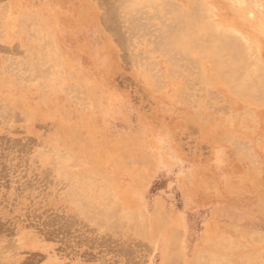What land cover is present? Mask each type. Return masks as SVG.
I'll return each mask as SVG.
<instances>
[{
	"label": "rangeland",
	"instance_id": "rangeland-1",
	"mask_svg": "<svg viewBox=\"0 0 264 264\" xmlns=\"http://www.w3.org/2000/svg\"><path fill=\"white\" fill-rule=\"evenodd\" d=\"M124 1L0 0V264H264L261 78Z\"/></svg>",
	"mask_w": 264,
	"mask_h": 264
},
{
	"label": "bare ground",
	"instance_id": "bare-ground-1",
	"mask_svg": "<svg viewBox=\"0 0 264 264\" xmlns=\"http://www.w3.org/2000/svg\"><path fill=\"white\" fill-rule=\"evenodd\" d=\"M103 1V0H102ZM111 1V0H110ZM119 1V0H118ZM126 1V0H125ZM124 1V2H125ZM138 1V0H137ZM144 1V0H143ZM147 1V0H146ZM155 1V0H154ZM159 1V0H158ZM165 0H161L159 2H163L164 3ZM168 2V8L169 10L172 12L173 9H174V12H183V13H186L187 16H188V19H185V14H184V19L186 20V23H188V30H189V36L191 37L192 35V39L194 38L195 40L197 39V42L200 40L201 42L207 44L208 46H213V48L215 47L216 49L214 51H216L215 53H218L219 55V52H217L218 50H225L226 51V54H228L227 56H231L233 57L234 59L236 57L240 58L238 61H239V65L241 66L242 64V61L244 63L245 61V65H248L244 67V65L242 64L243 68L248 70L249 72L251 71V78H255L254 76H256V80H253L252 82H256L258 80H260L259 78H261L262 80V85L264 84V0H235L234 2H236V7L234 6H231L232 7V10L234 11V14L237 15V17H233V21L232 22H229L226 20V18H220L217 14V10L218 9H224L225 10V14H229L228 11H229V8L228 6H225V4H221V5H216V0H166V2ZM99 2V1H98ZM101 2V1H100ZM135 2V1H134ZM149 2V1H148ZM233 2V1H232ZM121 3V2H120ZM126 3V2H125ZM140 3V2H139ZM100 4V3H98ZM128 4V3H127ZM130 4V3H129ZM133 4V3H132ZM130 4V5H132ZM115 5V3H114ZM125 5V4H124ZM147 5H151V4H148ZM156 5V4H155ZM158 5V4H157ZM166 5V3L164 4ZM229 5V4H228ZM100 6V5H99ZM105 6V5H104ZM109 6V5H108ZM107 6V7H108ZM140 6V5H139ZM146 6V5H143V7ZM161 6V5H160ZM159 6V7H160ZM103 7V6H102ZM126 7V5L124 6ZM130 8V6H127ZM155 7V6H154ZM115 8V7H114ZM120 8V7H119ZM123 8V6H122ZM135 8V7H134ZM145 8V7H144ZM171 8V9H170ZM173 8V9H172ZM105 9V8H104ZM118 9V8H117ZM163 9V8H162ZM161 9V10H162ZM108 10V9H106ZM112 10V9H111ZM133 10V9H132ZM153 10V9H152ZM155 10V8H154ZM176 10V11H175ZM135 11V9H134ZM166 11V8L165 10ZM216 12L217 14L215 13H211V15L209 14H206V12ZM117 12V11H116ZM127 12V11H126ZM129 12V11H128ZM127 12V13H128ZM132 12V11H131ZM148 12V11H147ZM161 12V11H160ZM170 12V13H171ZM106 13H108L106 11ZM164 13V12H163ZM162 13V14H163ZM165 13H169V12H165ZM164 13V14H165ZM173 13V12H172ZM182 13V14H183ZM147 14V13H146ZM153 14V13H151ZM163 14V15H164ZM180 14V13H178ZM161 16V14H159ZM171 14H169L170 16ZM181 15V14H180ZM121 16V15H120ZM147 16V15H146ZM186 16V17H187ZM162 17V16H161ZM172 17V16H171ZM175 17H179V16H176V13L174 14V19H176ZM182 17V15H181ZM106 18V17H105ZM104 18V19H105ZM134 18V17H133ZM148 18V17H146ZM156 18V17H155ZM163 18V17H162ZM167 18V17H166ZM161 19V18H160ZM120 20V19H119ZM158 20V19H157ZM164 20H166L164 18ZM168 20V19H167ZM171 20V19H169ZM173 20V19H172ZM177 20V19H176ZM175 21V20H174ZM180 21V20H179ZM120 22V21H119ZM151 22V21H150ZM161 22V20H160ZM181 23V21H180ZM185 23V22H184ZM182 22V24L184 25V29L183 27L182 30H185L186 28V25ZM106 24V23H105ZM152 24V23H151ZM162 24V23H161ZM159 24V25H161ZM168 24V23H167ZM176 24L178 25V23L175 21L173 25L176 26ZM154 25V24H153ZM172 25V24H170ZM172 25V27H173ZM181 26V25H180ZM128 27V26H127ZM161 27V26H160ZM170 27V26H169ZM178 27V26H177ZM120 28V27H119ZM166 28V27H165ZM171 28V27H170ZM180 28V30H181ZM111 29V28H110ZM118 29V28H117ZM138 29V28H137ZM160 29V28H159ZM164 29V28H163ZM162 29V30H163ZM173 29V28H172ZM170 29V31L172 30ZM158 30V29H157ZM168 30V29H167ZM179 30V31H180ZM187 30V29H186ZM202 30V32H201ZM111 31V30H110ZM151 31V30H150ZM156 31V30H155ZM170 31H167L169 32V35H170ZM178 31V32H179ZM198 31H200L201 33H199ZM112 32V31H111ZM119 32V31H118ZM173 32V31H172ZM176 32V31H175ZM165 33H166V30H165ZM174 33V32H173ZM171 33V34H173ZM184 35L186 36V33L187 31L185 32L184 31ZM177 34V33H176ZM175 34V35H176ZM183 34V32H182ZM191 34V35H190ZM155 35V34H154ZM153 35V36H154ZM159 35V34H158ZM174 35V34H173ZM174 35V36H175ZM120 36V35H119ZM118 36V37H119ZM162 36V35H161ZM173 36V38H175ZM181 36V34H180ZM157 37V36H156ZM167 36H165L166 38ZM130 38V37H129ZM154 38V37H153ZM167 38H172L171 36L170 37H167ZM166 38V40H167ZM179 38V37H178ZM177 38V39H178ZM163 39V38H162ZM117 39H115L116 41ZM120 40V39H119ZM157 40V39H156ZM161 40V39H159ZM164 40V39H163ZM165 40V42H166ZM176 40V39H174ZM153 41V40H152ZM173 41V40H172ZM185 41V40H184ZM187 41V40H186ZM189 41V40H188ZM191 41V40H190ZM171 41H168V43H170ZM183 42V41H182ZM193 42V40H192ZM191 42V43H192ZM119 43V41H118ZM175 43V41H174ZM164 44V42H163ZM167 44V43H166ZM173 44V43H171ZM176 44V43H175ZM187 44V43H186ZM200 44V43H199ZM204 44V45H205ZM165 45V44H164ZM193 45V44H191ZM129 46V45H128ZM166 46V45H165ZM170 46V45H168ZM178 46V45H177ZM173 47V46H172ZM195 47V46H194ZM204 47V46H203ZM207 47V46H206ZM170 50V49H169ZM174 50V49H173ZM122 51V50H121ZM169 52V51H168ZM179 52V51H178ZM225 52H223V55L225 56L226 54H224ZM181 54V52L179 53ZM217 55V54H216ZM222 55V56H223ZM170 56V54H169ZM205 56V55H204ZM221 56V54H220ZM219 56V57H220ZM223 56V57H224ZM228 57H224L225 59H228ZM5 59V58H4ZM177 59V58H176ZM219 59V58H218ZM223 59V58H221ZM225 59H223L222 61H224ZM230 59V58H229ZM243 59V60H242ZM235 61V62H238V61ZM249 60V61H248ZM219 61H221L219 59ZM250 63H248V62ZM252 61V64L254 65L255 69L257 71L253 72L255 73V75L252 73V71L254 70L253 69V66L251 65V62ZM225 62V61H224ZM247 62V63H246ZM233 63V62H232ZM224 64V63H223ZM227 62H225L224 65H226ZM221 65V64H220ZM224 65L222 66V68L224 67ZM236 65V69H234L235 71L237 70V64L235 63ZM228 66V65H226ZM242 66H241V70H242ZM251 66V68L249 67ZM239 67V66H238ZM250 68V69H249ZM170 69V68H169ZM198 69V67H197ZM226 68H224L223 70H225ZM229 70V69H228ZM231 70V69H230ZM245 70V71H246ZM226 71V70H225ZM172 72V71H171ZM227 72V71H226ZM237 72V71H236ZM235 72V73H236ZM240 73V71H238ZM247 72V71H246ZM248 72V73H249ZM201 73V72H200ZM232 73V72H231ZM242 73V72H241ZM258 73V74H257ZM230 74V73H229ZM237 74V73H236ZM253 74V76H252ZM241 75H245V74H241ZM238 76V75H237ZM249 76V75H248ZM259 76H262V77H259ZM238 78V77H237ZM248 79V78H247ZM249 79V80H250ZM237 80V79H236ZM249 80H246V82L242 81L243 82V85H245L244 83H246V85H254L255 84V88L256 87V83L254 84H251V82H248ZM252 80V79H251ZM240 81V80H239ZM238 82V81H237ZM241 82V81H240ZM261 82V81H260ZM258 83V82H257ZM237 84V83H235ZM241 84V83H240ZM259 85L261 83H258ZM239 85V84H238ZM237 85V86H238ZM242 86V85H241ZM248 86H244V89L247 88ZM240 87V86H239ZM254 87V86H253ZM263 87V90H264V86ZM243 89V87H241ZM243 89V90H244ZM247 90L251 91L250 89L247 88ZM254 90V89H253ZM245 91V90H244ZM258 92V91H257ZM250 93V92H249ZM261 93V92H260ZM263 93V92H262ZM255 94V93H254ZM251 95L253 96V94L251 93ZM256 95V94H255ZM262 95V94H261ZM264 95V94H263ZM257 98V96H255ZM263 97V96H262ZM261 99H264V98H261ZM264 101V100H262ZM261 105V104H260ZM14 111V110H13ZM9 113V112H8ZM6 140V139H5ZM14 145V144H13ZM25 145V144H23ZM8 146V145H7ZM6 146V147H7ZM245 154V153H244ZM3 167V166H2ZM42 172V171H41ZM45 178V177H44ZM28 183V182H27ZM118 208V207H117ZM83 212V211H82ZM119 215V214H118ZM125 216V215H124ZM123 216V217H124ZM71 217V216H70ZM116 217V216H115ZM122 217V218H123ZM80 218V217H79ZM60 219V218H58ZM48 220V219H47ZM78 220V219H77ZM124 220V218H123ZM120 222V221H119ZM42 223V222H41ZM63 223V222H61ZM126 223V221H125ZM112 224V223H111ZM127 224V223H126ZM106 225V224H105ZM113 225V224H112ZM51 226V225H50ZM131 226V225H130ZM44 227V226H43ZM62 227V226H61ZM66 227V226H65ZM68 227V226H67ZM75 229V228H74ZM113 229V228H112ZM122 229V228H121ZM61 231L63 229H60ZM85 230V229H84ZM91 230V229H90ZM120 230V229H119ZM10 231V230H9ZM49 231V230H48ZM53 231V230H52ZM51 231V232H52ZM65 231V230H64ZM41 232V231H40ZM50 232V231H49ZM116 232V231H115ZM121 232V231H120ZM47 233V232H46ZM82 233V232H81ZM79 234V233H78ZM144 234V233H143ZM10 235V234H9ZM46 235V234H45ZM54 235V234H53ZM81 235V234H79ZM1 236V235H0ZM11 236V235H10ZM48 236V234H47ZM49 237V236H48ZM74 237V236H73ZM127 237V236H126ZM94 238V237H93ZM46 239V238H45ZM62 239V238H61ZM78 239V237H77ZM79 239H82V236L81 238ZM108 239V238H107ZM113 240V239H112ZM74 241V240H73ZM81 241V240H79ZM125 241V240H124ZM10 242V241H9ZM78 242V241H76ZM121 242V241H119ZM66 245V244H65ZM126 245V244H125ZM138 245V244H137ZM140 245V244H139ZM138 245V246H139ZM172 245V244H171ZM89 246V245H88ZM130 246V245H128ZM141 246V245H140ZM173 246V245H172ZM126 247V246H125ZM123 247V248H125ZM131 247V246H130ZM123 248H120L121 251ZM109 249V248H108ZM111 249V248H110ZM120 249H118V251H120ZM127 249V248H126ZM129 249V248H128ZM131 249V248H130ZM135 249V248H134ZM172 249V248H171ZM124 250V249H123ZM137 250V249H136ZM14 252V251H13ZM104 252V251H103ZM117 252V251H116ZM137 252V251H136ZM123 253V251L121 252ZM120 253V255H121ZM127 253V252H124V254ZM133 253V251H132ZM31 254V253H30ZM119 254V252H118ZM117 254V255H118ZM127 254H130V251L129 253ZM126 254V255H127ZM167 254V253H166ZM91 256V255H90ZM124 256V255H123ZM136 256V255H135ZM170 256V255H169ZM126 256H124L125 258ZM168 257V256H167ZM130 258V257H129ZM134 257H132L133 259ZM127 261L128 260V257L126 258ZM29 260V259H28ZM126 262V260H125ZM138 262V260L136 261ZM131 263V262H130ZM133 263V261H132ZM137 264V263H136Z\"/></svg>",
	"mask_w": 264,
	"mask_h": 264
}]
</instances>
